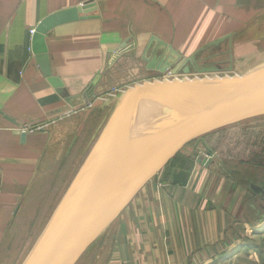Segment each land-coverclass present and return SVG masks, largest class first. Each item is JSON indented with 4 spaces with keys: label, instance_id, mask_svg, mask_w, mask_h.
<instances>
[{
    "label": "crops",
    "instance_id": "obj_1",
    "mask_svg": "<svg viewBox=\"0 0 264 264\" xmlns=\"http://www.w3.org/2000/svg\"><path fill=\"white\" fill-rule=\"evenodd\" d=\"M85 4L93 7L86 18L45 36L51 74L63 84L56 90L35 61L31 31L49 15ZM263 12L264 0H0V264L14 250L10 264L21 263L37 224L47 221L84 159L107 111H95L77 135L94 81L117 62L139 58L152 41L182 58L229 34L234 47L258 43L264 19L259 28L247 26ZM107 91L95 96L114 93ZM44 125L45 131H23ZM232 188L197 162L189 172L165 167L118 218L106 264H231L242 238L251 237L245 221L241 230L228 219L237 208ZM18 223L37 226L26 230L24 246L9 240L25 232Z\"/></svg>",
    "mask_w": 264,
    "mask_h": 264
},
{
    "label": "water",
    "instance_id": "obj_2",
    "mask_svg": "<svg viewBox=\"0 0 264 264\" xmlns=\"http://www.w3.org/2000/svg\"><path fill=\"white\" fill-rule=\"evenodd\" d=\"M92 8L85 4L49 15L33 32L31 50L35 61L56 90L63 84L51 74L45 36L59 25L86 18L84 15ZM263 19L264 12L247 28H259ZM231 39L230 34L216 39L187 58L163 42L152 41L139 57L143 65L136 67L141 74L142 69L145 71L146 81L105 98L93 94L99 79L90 85L86 107L79 111L82 121L77 135L95 111H107L84 159L20 264H78L100 243L138 193L188 144L264 118V63L241 75H230L232 62L222 69L199 65L210 49L225 41L232 55ZM135 52L133 49L132 54ZM159 52L162 56L158 61ZM166 71L177 78L163 79ZM97 102L101 105L93 110ZM89 110L93 111L86 118L83 114ZM194 156L206 167L212 158L215 160L209 151L202 157ZM250 187L255 193H264V189Z\"/></svg>",
    "mask_w": 264,
    "mask_h": 264
},
{
    "label": "rangeland",
    "instance_id": "obj_3",
    "mask_svg": "<svg viewBox=\"0 0 264 264\" xmlns=\"http://www.w3.org/2000/svg\"><path fill=\"white\" fill-rule=\"evenodd\" d=\"M258 35L261 37V39H258V43H245L243 45L244 48L243 46L239 48L237 44L236 47L233 48L236 55L241 54V57L233 58V54L230 55L228 53L229 48L227 49L226 46L221 45L210 49L208 54L201 58L199 62L200 67L201 65H215L222 69L228 67L229 63L232 62L233 69L230 75H241L261 65L264 63V32H259ZM247 44H255L257 46L256 48H252ZM161 56L162 53L159 52L156 60L159 61ZM128 60L129 59H127L125 63L120 61V64L118 62L114 64V66L109 69V72L102 77V80L99 81V86L95 88L93 94L105 96L109 93L107 90H113L114 93L112 95H115L133 83H139L143 80L146 81L148 76H145V71L142 69L141 74L138 68H136L143 65L140 58L137 57L132 61ZM113 70L114 72H112ZM223 74L225 75L226 73L224 72ZM206 76L210 77L211 75ZM105 81L113 86L109 89L106 86H101ZM100 105V102L95 103L93 105V110ZM77 109H79V107H77ZM93 110H89L83 115L88 118ZM207 142L208 147L214 152L215 158V160L212 158V162L208 165L212 171V176H216L219 182L222 181L223 185H227L229 188L233 187L230 199L235 200L237 208L233 213L234 215L228 213L230 216L228 219L229 221H233L235 226L240 225L241 230H243L242 227L245 225V221L246 225L244 228L246 234L251 236L242 238L243 244L238 248L242 252L236 251L234 256L238 258L232 261L231 264H264V193H255L250 187V185H254L260 188V190L264 189V152L258 151L259 147H264V119L250 121L245 124L231 127L224 133L216 134L207 139ZM196 147H193L192 144H188L180 151L179 157H186L188 154H192L196 151ZM198 147L200 151H202L199 156H204V149L201 148L200 145H198ZM201 161L200 159L199 163H201ZM196 162L198 163V161H194V163ZM233 223L231 225H233ZM21 225L23 227H21ZM116 225L117 221L101 238L100 243L93 248L90 253L83 256L78 264H106V256L111 246L110 241L111 237L114 235ZM37 226H39L38 230H41L43 224L40 223L37 224ZM31 227L36 228L34 224L18 223L17 229L24 228L25 232L22 236L21 234H13L12 232L9 237L10 243L16 246L23 243L24 246L28 241L26 240L27 235L25 236L26 230ZM32 228L30 230H32ZM32 240L33 239H31L30 243ZM10 249L11 247L7 249L8 254L5 255V258L10 257ZM248 249L255 253L253 257L245 252ZM16 251L14 250L11 258L6 264H10L13 257L17 254ZM25 252L26 251H24L23 254H25ZM22 258L23 257L19 258V262Z\"/></svg>",
    "mask_w": 264,
    "mask_h": 264
},
{
    "label": "trees",
    "instance_id": "obj_4",
    "mask_svg": "<svg viewBox=\"0 0 264 264\" xmlns=\"http://www.w3.org/2000/svg\"><path fill=\"white\" fill-rule=\"evenodd\" d=\"M260 119H264V118H260ZM245 123H247V122H245ZM245 123H242V124H245ZM235 126H237V125H235ZM235 126H232V127H235ZM229 128H231V127H228L226 129H223V130L214 132L210 135H207V136L203 137V139L200 140L198 143L196 141L190 143L193 145V147L197 146L195 149L196 151H194L192 154H188L186 157H179V154H180V152H179V154L167 166L173 167V168H178L180 171L189 172L193 167L194 161H196L194 154L201 155L200 152H202V151H200V148L198 147V145H200V147L204 149L203 150V151H205L204 155L207 153V151H209L212 155H214V152L208 147L207 139L211 138L212 136H214L216 134L224 133ZM258 151L264 152V147H259ZM250 225H252V224H250Z\"/></svg>",
    "mask_w": 264,
    "mask_h": 264
},
{
    "label": "built area",
    "instance_id": "obj_5",
    "mask_svg": "<svg viewBox=\"0 0 264 264\" xmlns=\"http://www.w3.org/2000/svg\"><path fill=\"white\" fill-rule=\"evenodd\" d=\"M34 31H31V34H33ZM196 76V75H195ZM162 77L164 79H170V78H173V77H177V76H172L169 72L165 73L164 75H162ZM46 125L44 126H37V127H34V128H23V131H27V132H37V131H40L41 129L45 128Z\"/></svg>",
    "mask_w": 264,
    "mask_h": 264
},
{
    "label": "bare ground",
    "instance_id": "obj_6",
    "mask_svg": "<svg viewBox=\"0 0 264 264\" xmlns=\"http://www.w3.org/2000/svg\"><path fill=\"white\" fill-rule=\"evenodd\" d=\"M37 127V126H36Z\"/></svg>",
    "mask_w": 264,
    "mask_h": 264
}]
</instances>
